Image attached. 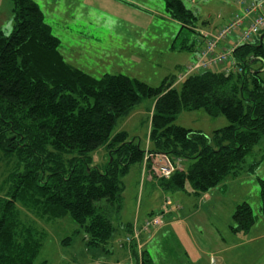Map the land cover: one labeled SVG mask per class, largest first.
Here are the masks:
<instances>
[{"label":"trees","instance_id":"16d2710c","mask_svg":"<svg viewBox=\"0 0 264 264\" xmlns=\"http://www.w3.org/2000/svg\"><path fill=\"white\" fill-rule=\"evenodd\" d=\"M10 1L12 31H0V176L10 184L8 197L0 199V264H34L43 245L33 223L22 222L19 205L35 219L71 217L88 246L99 251L93 257L110 252L123 179L145 159L140 145L116 128L145 99L154 101L150 154L186 164L158 179L148 163L161 191H185L189 183L201 197L246 170V158L264 137V32L234 52L242 73L210 70L186 78L179 89L174 79L152 88L123 75L95 78L71 66L40 7L33 0ZM163 2L170 19L197 35L199 19L181 0ZM257 62L262 68L254 71ZM194 111L224 117L229 126L208 137L174 124L180 113ZM99 150L107 154L102 168L93 161ZM262 212L264 217V199ZM254 225L251 207L238 206L232 233L249 234ZM141 264L152 263L144 254Z\"/></svg>","mask_w":264,"mask_h":264},{"label":"rangeland","instance_id":"374dc122","mask_svg":"<svg viewBox=\"0 0 264 264\" xmlns=\"http://www.w3.org/2000/svg\"><path fill=\"white\" fill-rule=\"evenodd\" d=\"M33 1L43 12L52 34L61 41L60 50L68 61L74 63L71 56L79 55L74 65L95 78L105 74L123 75L159 88L166 79L176 82L185 71L183 65L192 60L191 51L197 35L184 29L181 24L174 25L166 19L163 0L140 1L149 12L161 14L148 32L142 34L130 27L120 26L104 13L83 7L82 0ZM181 1L199 19L195 25L196 31L207 28L210 23H221L218 16L224 15L225 9L228 10L233 4L230 0ZM12 8L10 0H0V28L5 35H10L12 31ZM229 39L234 42L233 37ZM171 46L174 47L173 52L169 50ZM181 47H190L191 50H181ZM132 54L139 60L132 59ZM226 67H219L215 71L223 72ZM260 68L262 64L259 62L251 65L254 71ZM176 88L179 89L180 84ZM153 104V100H143L132 115L120 121L116 128V132L128 133L129 138L144 151L148 147ZM174 124L200 131L208 137L229 126L224 117L212 118L204 111L182 112ZM105 154V150H99L93 155L95 166L102 168L106 162ZM257 162L259 166L253 173L246 171ZM184 164L182 168H185ZM246 170L237 179L229 177L210 191V194H217L219 200L209 203L204 196L195 197L189 183L185 191L166 194L155 185L150 173L147 175L149 178L145 176L144 179L141 167L132 166L123 179L120 213L117 214L116 209L114 214L115 237L126 231L129 224L136 221L142 224L148 218L160 215L165 202L169 201L174 205L178 203L180 209L174 206L171 214L164 217V223L169 224L157 237L156 234L154 237L147 236V239L152 238V244L147 248L152 264H264V137L246 158ZM5 179L6 176H0V199H6L10 190V184ZM243 204H248L253 211V231L232 235L229 228L233 214ZM18 207L22 222L33 223L43 238L34 264H79L99 252L88 246L85 231L71 217L35 219L22 206ZM145 248L141 254L143 258ZM134 253L138 254L135 248L131 256L136 264Z\"/></svg>","mask_w":264,"mask_h":264},{"label":"built area","instance_id":"2783aa9c","mask_svg":"<svg viewBox=\"0 0 264 264\" xmlns=\"http://www.w3.org/2000/svg\"><path fill=\"white\" fill-rule=\"evenodd\" d=\"M239 7V13L225 27L221 28L214 35H205L206 46L196 56L195 60L185 67L183 74L179 76L176 84H181L186 78L206 72L217 70L219 67H226V74H240L242 68L238 65L233 55L234 52L243 45L251 44L256 38L264 32V0H236ZM229 37H237L236 44L227 51H218L221 43L227 41ZM151 163V173L158 179L169 178L174 172L182 169L183 161L180 159L172 160L164 154H149L146 152L144 166L147 171L148 163ZM180 209V205L166 201L160 215L152 216L145 220L142 229H133V231L118 241V247L127 250L130 254L133 248L138 251L137 261L142 263V251L145 242L142 235L153 236L165 226L164 217L171 214L174 209Z\"/></svg>","mask_w":264,"mask_h":264},{"label":"crops","instance_id":"0c3cea01","mask_svg":"<svg viewBox=\"0 0 264 264\" xmlns=\"http://www.w3.org/2000/svg\"><path fill=\"white\" fill-rule=\"evenodd\" d=\"M140 1H142V0H136V1L135 0H82V5H83V7L86 6L88 8L93 9V10H97L101 13H104V14L112 17L114 19V21L117 24H119L120 26L130 27L135 32L142 34V33L148 32L149 28L154 25L157 18H160L161 14L157 13V12H154V13L149 12L148 9H145L144 6L141 5ZM230 1L233 2L231 8H228V10L225 9V14L222 16L220 15L221 17L218 16L220 18L218 20L221 23H218V22L210 23V25H208L207 28H203V29H200L199 31H197V37L195 38V46H194V49L191 51V53L193 55L192 60L190 62L186 63L185 65H183V69H185V67L187 65H189L192 61H194L196 56L205 48L206 39L204 36L216 34L221 28L227 26L233 20L234 16L239 13V7L236 4V0H230ZM12 10H13V8H12ZM12 18H13V16H12ZM208 18H209V16H208ZM166 19L171 21L174 25L178 24L177 22L170 19L168 14H167ZM0 31H2L1 28H0ZM233 39H234V42L232 41V39H228L227 41L221 43L218 51H227V50L233 48L236 44L237 37H233ZM169 50H171L173 52L174 47L171 46ZM62 55L64 56L67 63H69L71 66H73L77 69H80L79 67H76V66H78V65H76L77 64L76 62H78V60L80 58L79 55L71 56V58H70L73 60L74 63H76L75 65H74V63H70L63 53H62ZM131 57H132V59L139 60L135 56V54H132ZM178 66H179V68H181L180 65H178ZM223 68H225V67H223ZM80 70H82L85 73L90 74L92 76V74L89 73L88 71H85L84 69H80ZM105 75H107V74H105ZM176 83H175V87L177 85ZM153 107H154V104H153ZM151 116H152V113H151ZM147 149H149V141H148ZM100 153H102V152H100ZM106 157H107V154H105L104 159H106ZM185 165L186 164H184V166ZM141 172H142V177L145 179V176L148 175V171H146L144 164L141 167ZM147 177L149 178V176H147ZM235 179H237V178H235ZM149 183H150V180H149ZM152 184H154V183H152ZM214 192H211V193H214ZM204 199L207 200V202L210 201L209 203H214V202H217V200H219V197L217 194H210V192H209V194L207 193L206 195H204ZM143 223H144V221H143ZM142 224H140L139 221H136L133 224H129V226L131 227V232L135 228L138 230H141L142 226H143ZM168 224H169V222L167 224L165 223V226L163 228H161L158 232L155 233L156 237H157V235L160 234V232L163 229H165V227L168 226ZM251 231H253V228ZM230 232L232 235H237V234H233L231 230H230ZM155 234L152 237H154ZM126 235H128V234L126 233V231H124V232H120L114 238V240H113L114 243H112L110 245L111 249H110L109 253L104 254V255L101 254L98 256H94V257H93V255H91V257H87V259L84 262H81L79 264H134V259L131 256V254L127 250L120 249L118 247V244H117L118 241L123 239V237H125ZM151 239H147L146 235H142V240H143V242H145V247H146L145 248V255L149 259H150V257L147 253V248L152 244ZM73 262L74 261H72V263ZM74 264H76V262ZM136 264H139L138 261ZM206 264H208V263H206ZM210 264H212V262H210Z\"/></svg>","mask_w":264,"mask_h":264}]
</instances>
